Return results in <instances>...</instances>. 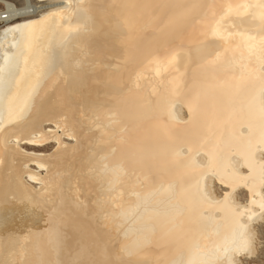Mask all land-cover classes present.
Listing matches in <instances>:
<instances>
[{
    "label": "bare ground",
    "instance_id": "bare-ground-1",
    "mask_svg": "<svg viewBox=\"0 0 264 264\" xmlns=\"http://www.w3.org/2000/svg\"><path fill=\"white\" fill-rule=\"evenodd\" d=\"M36 1L0 11V264L253 258L264 0Z\"/></svg>",
    "mask_w": 264,
    "mask_h": 264
},
{
    "label": "rangeland",
    "instance_id": "rangeland-1",
    "mask_svg": "<svg viewBox=\"0 0 264 264\" xmlns=\"http://www.w3.org/2000/svg\"><path fill=\"white\" fill-rule=\"evenodd\" d=\"M31 1L35 3L36 0H31ZM36 4L43 5V6H47V3L46 2H38ZM3 10H4L3 6H0V11H3ZM2 26L3 25H0V27H2ZM216 191L219 193L220 192V189L218 187H216ZM263 226H264V224L262 223V226L259 225L258 228H257V230H258V241H257V251H256L255 256L253 258H251L252 260L251 259L243 260V264H249V263L264 264V230H263L264 227ZM259 232H260L261 235L259 234ZM260 236H261V238H260ZM259 248H261V249H259ZM259 260H260V262H259Z\"/></svg>",
    "mask_w": 264,
    "mask_h": 264
},
{
    "label": "snow or ice",
    "instance_id": "snow-or-ice-1",
    "mask_svg": "<svg viewBox=\"0 0 264 264\" xmlns=\"http://www.w3.org/2000/svg\"><path fill=\"white\" fill-rule=\"evenodd\" d=\"M0 6L8 10L9 15H23L30 8L28 0H0Z\"/></svg>",
    "mask_w": 264,
    "mask_h": 264
},
{
    "label": "built area",
    "instance_id": "built-area-1",
    "mask_svg": "<svg viewBox=\"0 0 264 264\" xmlns=\"http://www.w3.org/2000/svg\"><path fill=\"white\" fill-rule=\"evenodd\" d=\"M3 18H4V15L1 16V19H3ZM0 25H1V24H0Z\"/></svg>",
    "mask_w": 264,
    "mask_h": 264
}]
</instances>
